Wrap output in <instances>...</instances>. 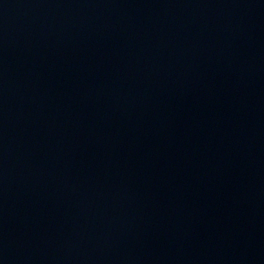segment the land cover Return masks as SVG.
<instances>
[{
	"label": "water",
	"instance_id": "1",
	"mask_svg": "<svg viewBox=\"0 0 264 264\" xmlns=\"http://www.w3.org/2000/svg\"><path fill=\"white\" fill-rule=\"evenodd\" d=\"M0 264H264L92 0H0Z\"/></svg>",
	"mask_w": 264,
	"mask_h": 264
}]
</instances>
